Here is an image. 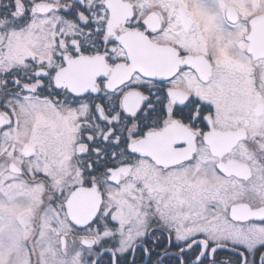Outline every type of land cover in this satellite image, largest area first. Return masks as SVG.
I'll return each instance as SVG.
<instances>
[{
    "label": "snow or ice",
    "instance_id": "1",
    "mask_svg": "<svg viewBox=\"0 0 264 264\" xmlns=\"http://www.w3.org/2000/svg\"><path fill=\"white\" fill-rule=\"evenodd\" d=\"M0 264H264V0H0Z\"/></svg>",
    "mask_w": 264,
    "mask_h": 264
}]
</instances>
